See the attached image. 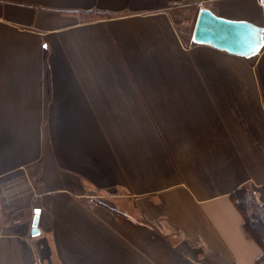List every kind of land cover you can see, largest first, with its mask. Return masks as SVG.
<instances>
[{
    "label": "crops",
    "instance_id": "crops-1",
    "mask_svg": "<svg viewBox=\"0 0 264 264\" xmlns=\"http://www.w3.org/2000/svg\"><path fill=\"white\" fill-rule=\"evenodd\" d=\"M204 9L253 47L196 41ZM243 187L263 201L258 0H0V264H256Z\"/></svg>",
    "mask_w": 264,
    "mask_h": 264
},
{
    "label": "water",
    "instance_id": "water-1",
    "mask_svg": "<svg viewBox=\"0 0 264 264\" xmlns=\"http://www.w3.org/2000/svg\"><path fill=\"white\" fill-rule=\"evenodd\" d=\"M195 40L213 43L234 53H246L254 45V35L248 26L218 19L207 9L198 15Z\"/></svg>",
    "mask_w": 264,
    "mask_h": 264
},
{
    "label": "trees",
    "instance_id": "trees-1",
    "mask_svg": "<svg viewBox=\"0 0 264 264\" xmlns=\"http://www.w3.org/2000/svg\"><path fill=\"white\" fill-rule=\"evenodd\" d=\"M232 197L244 217L246 232L262 249L256 264H264V204L258 203L254 192L245 187L236 191Z\"/></svg>",
    "mask_w": 264,
    "mask_h": 264
},
{
    "label": "rangeland",
    "instance_id": "rangeland-1",
    "mask_svg": "<svg viewBox=\"0 0 264 264\" xmlns=\"http://www.w3.org/2000/svg\"><path fill=\"white\" fill-rule=\"evenodd\" d=\"M254 195H255V199H256V201L258 202V203H260V204H264V199H263V201L262 200H260L259 198H258V196H256L257 194L254 192ZM262 195H263V193H262ZM100 201H102V202H104V203H106L107 202V199H102V198H100L99 199Z\"/></svg>",
    "mask_w": 264,
    "mask_h": 264
},
{
    "label": "built area",
    "instance_id": "built-area-1",
    "mask_svg": "<svg viewBox=\"0 0 264 264\" xmlns=\"http://www.w3.org/2000/svg\"><path fill=\"white\" fill-rule=\"evenodd\" d=\"M258 4L261 7L262 11L264 12V0H258ZM2 209V199L0 197V210Z\"/></svg>",
    "mask_w": 264,
    "mask_h": 264
}]
</instances>
